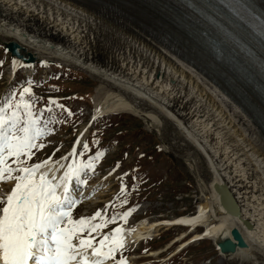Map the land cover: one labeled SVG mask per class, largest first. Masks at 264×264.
I'll return each instance as SVG.
<instances>
[{"label":"bare ground","instance_id":"1","mask_svg":"<svg viewBox=\"0 0 264 264\" xmlns=\"http://www.w3.org/2000/svg\"><path fill=\"white\" fill-rule=\"evenodd\" d=\"M155 11L153 21L161 22L162 10L155 7ZM163 15L174 21L170 14ZM103 23L66 0H0V36L16 40L35 58H58L116 87V92L103 97L97 87L93 115L110 110L140 114L152 122L151 128L160 129L155 115L138 108L136 103L143 102L172 121L206 159L212 180L206 186L207 199L196 211L172 220H142L134 229L122 231L124 247L134 239L152 236L162 221L193 230L202 226L203 231H194L191 237L210 238L215 243L230 238V230L237 228L247 246L227 255L258 264L254 253L261 250L264 255V122L260 121H264V103L254 94L250 110L241 108L160 40L121 27V22L109 23L131 36ZM259 60L264 67V59ZM255 75L264 84V72L256 69ZM86 126L73 142L75 151L87 134ZM60 165L61 161L49 162L42 171L51 169L59 177L66 170ZM210 210L212 218L207 216ZM103 264H112L111 258Z\"/></svg>","mask_w":264,"mask_h":264},{"label":"rangeland","instance_id":"2","mask_svg":"<svg viewBox=\"0 0 264 264\" xmlns=\"http://www.w3.org/2000/svg\"><path fill=\"white\" fill-rule=\"evenodd\" d=\"M96 18L104 22L102 18L97 16ZM103 24L125 35L131 34L125 29L124 31L114 27L106 20ZM10 40L13 39L0 36V61H3L0 65V104L11 98L12 93H15V98H18L19 92L24 87H31L32 91L26 95L25 99L30 98L32 103L34 100H40L39 104H34L36 110L46 109L43 104L52 109L51 112L47 110L44 112V115L51 120L48 124L50 131L41 141H38L45 146L33 149L34 154L27 160V164L31 165L37 161L40 163V160L45 161L49 158L52 159L49 162L56 163L61 161V157H68L63 160L66 164L70 158V149L72 148V152L75 149L72 146L78 136L77 133L91 117L94 101L92 105L90 98H87L84 92L83 96L77 97L72 96L73 92L70 91L61 92L53 86L55 80L58 77L76 78L80 82L76 84L77 89L93 92V97L96 95V89L100 88L99 97H103L106 92H116V87L58 58L38 55L36 63L24 65L16 61L15 68L14 58L9 53H5L1 47V44ZM61 67L68 69L63 71ZM72 70L78 73L81 71L82 75L75 74ZM50 100L55 101V104L50 105L47 102ZM136 104L144 114L155 115V121L160 129L151 128L149 123L152 122L140 114L124 112L112 118L111 116L99 117L94 120L90 130L100 127L104 129L103 135L94 131L95 137L92 139L88 137L89 132L77 147L78 155L75 159L79 161H87L89 157H94L96 152H102L103 155L95 162L94 171L85 176L87 183L77 193L79 203L72 213L73 218L92 217L97 211L106 218H111L113 215L119 216L125 212L130 213L126 219H117L101 229L103 234L111 233L116 227L132 230L142 220L152 223L160 218L172 220L182 215L192 214L194 212L188 211L197 209L199 204L208 197L206 186L211 182L212 174L200 151L184 137L172 121L143 102L138 101ZM84 144L88 145L86 150ZM136 165H138V171L133 170V166ZM14 183V180L0 183V195L10 191ZM121 187L124 189L123 192ZM123 201L127 202L123 203ZM207 213L209 218L214 216L213 210ZM94 222L99 223L100 218ZM156 229L152 232L154 239L127 245L125 249H120L114 255L111 263L116 264L117 258L121 256L132 264H251L253 261L219 254L212 239L195 238L194 235L184 240L181 238L180 242L165 251L171 242L186 232L179 227ZM202 231L203 227L196 233ZM81 235L86 236L87 233ZM93 235L96 237L94 243L101 239L100 235L95 233ZM73 242L78 243L75 239ZM180 248H183L182 252L176 253ZM152 251L156 253L155 256L149 255ZM254 258L258 264H264V255L261 250L254 253Z\"/></svg>","mask_w":264,"mask_h":264},{"label":"snow or ice","instance_id":"3","mask_svg":"<svg viewBox=\"0 0 264 264\" xmlns=\"http://www.w3.org/2000/svg\"><path fill=\"white\" fill-rule=\"evenodd\" d=\"M31 91V87H24L18 98L12 93L0 104V183L15 181L10 191L0 195V264H103L124 244L122 228L108 234L101 229L117 219H126L130 213L111 218L103 217L100 211L92 217L72 216L79 203L77 193L87 183L85 176L94 171L102 152L87 161L73 159L59 177L51 169L42 171L50 158L27 164L33 149L45 146L38 141L50 131L51 120L44 112L52 111L47 106L36 110L31 99H25ZM87 147L84 144L85 150ZM70 155L78 153L74 149ZM97 218L99 223L94 222ZM85 232L86 236L81 235ZM93 233L101 236L98 243H94ZM116 264H125L123 257Z\"/></svg>","mask_w":264,"mask_h":264},{"label":"water","instance_id":"4","mask_svg":"<svg viewBox=\"0 0 264 264\" xmlns=\"http://www.w3.org/2000/svg\"><path fill=\"white\" fill-rule=\"evenodd\" d=\"M97 17L116 24L124 23L129 30L146 33L160 40L173 53L188 61L215 82L242 108L250 110L254 103V52L243 45L246 30L233 26L221 14L218 23L207 13L210 9L200 0H69ZM193 2L198 5H194ZM155 7L162 10L161 22H154ZM170 14L173 22L163 15ZM155 27V28H153ZM232 31V32H231ZM138 33V32H137ZM236 34L241 41L233 36ZM158 37V38H157ZM244 39V40H243ZM18 58L30 62L34 58L12 41L7 44ZM257 119L259 116L257 114ZM254 117L256 124L258 120ZM264 122L263 120H260ZM232 238L217 242L220 253H233L247 244L237 228L230 231Z\"/></svg>","mask_w":264,"mask_h":264},{"label":"trees","instance_id":"5","mask_svg":"<svg viewBox=\"0 0 264 264\" xmlns=\"http://www.w3.org/2000/svg\"><path fill=\"white\" fill-rule=\"evenodd\" d=\"M80 83L79 81L74 80V78H68L65 82H62L63 89L70 90V91H77L79 93H87L88 91H81L77 89L76 84Z\"/></svg>","mask_w":264,"mask_h":264}]
</instances>
